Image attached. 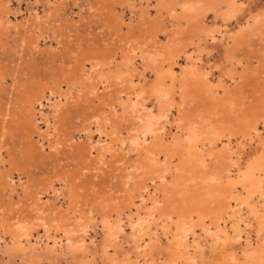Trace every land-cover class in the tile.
<instances>
[{
    "label": "bare ground",
    "instance_id": "bare-ground-1",
    "mask_svg": "<svg viewBox=\"0 0 264 264\" xmlns=\"http://www.w3.org/2000/svg\"><path fill=\"white\" fill-rule=\"evenodd\" d=\"M118 1L97 0L75 43L57 14L23 35L0 20L1 51L10 38L22 55L0 65V264H264V52L258 77L234 62L250 52V23L264 29V4L155 0L156 21L139 0L129 35ZM194 36L204 46L189 51ZM14 175L28 179L23 200Z\"/></svg>",
    "mask_w": 264,
    "mask_h": 264
},
{
    "label": "rangeland",
    "instance_id": "rangeland-1",
    "mask_svg": "<svg viewBox=\"0 0 264 264\" xmlns=\"http://www.w3.org/2000/svg\"><path fill=\"white\" fill-rule=\"evenodd\" d=\"M127 1H128L126 3L127 5H125V7H124L125 9L121 8V6H123L124 4L120 0L118 1V4L116 5V7H117L118 14L119 15H123L124 19H126V20H124L125 26L123 27V30L125 31V33H127L129 35H132L134 33V31H136V29H137V24L142 22V21H144V17L142 16V18H140V21H139L138 15L142 14V12H140V13L138 12L137 14L133 15L130 12V9H129V7L132 6V5H134L136 8L139 7V5H138L139 4V0H127ZM150 1H151L150 5H149L150 8L148 7V9H149L151 14H154L153 16H151V19L158 21V19H160V17L156 16L157 9H158L157 2H155V0L154 1L150 0ZM8 2L11 4V6H10V8H8L10 10V13H9V19L7 20L6 17H5V12L4 11L7 10L6 4ZM18 2L20 3L19 5H18ZM33 2H34V0H31V1L30 0H0V4H1L0 5V18L3 17L0 20L4 23L3 25L6 26V25L10 24V26H8L9 28H11L12 30H13V28L14 29H19L20 33H22V35H23V34H26V33H28L30 31L29 27H31V25L36 21L35 18L41 19V18H44L46 16H51L53 14L54 15L57 14V17H56V19L58 20L57 24H60V23L66 22V21L69 22V23L74 24V28H73L72 38L71 39L75 43L78 40H81V39L85 38L86 34H84V30H85L87 25L93 26L92 25V17H93L94 12H96L97 9H98L97 0H59L57 2V4L55 5V7L51 8V9H45V8L42 7L41 4H38V7H35V5L32 6ZM255 4H257L258 7H260L261 6L260 4H264V0H256ZM159 7H160V5H159ZM254 7L255 6H253V8ZM17 8H19V9L17 10ZM32 8H33V10H32ZM151 10H153V11H151ZM35 12L37 13V15H35ZM207 20H208V22L207 21L205 22V28H210V27L214 28L215 25L213 26V24L211 23L212 22V15L211 14L208 15V19ZM251 23H250L251 26H249L248 29H247L248 31H246V33L242 35L243 37L246 36L248 34V32H249V28H250V32L255 33L253 42L251 43V49H250V52H249L251 55H249V53H247V54L246 53H240V52H239V54L235 53V61L234 62H236V63L238 61L243 62L242 63L243 64L242 67L239 68L238 71H237L239 74L240 73H245V75H246L247 73L248 74L252 73L255 77H258L259 75H261L258 72V69L263 68V66H260V64L258 63L257 58H255L256 57L255 53L264 52V38H262L264 36V29L261 30L259 35H257L256 34L257 30H253L255 28V22L253 21ZM234 24L235 23H233L232 25L235 26L236 24L235 25ZM181 27H182L181 30H184L181 33H186V32H187L186 34H190V32L193 33L192 30L189 31V30H186V28H184V26H181ZM25 30H28V32H26ZM77 33H79V34H77ZM160 35H159V38L162 39V41H164L163 43H165L166 39L164 37V34H160ZM259 36H260V38H259ZM194 39L195 40H193L192 44H190L188 46L187 50L192 51V49L195 48V46H197L199 43L202 44V46H204V44H203V42L205 41L204 37H200L199 39H197V37L194 36ZM5 43L7 44V49L6 50L1 51V47H0V65L8 66L10 64L11 60H13V63L15 65L18 64L19 63V59H20L19 56H22V55H20L21 52H19L17 48L15 49L14 42L10 38H7L5 40ZM51 44L53 45L52 49H54L53 50L54 52L60 51L61 50L60 36L59 35L53 36L51 34L48 37V39L46 40V46H49ZM231 48L232 47L229 45L224 50H225L226 53H230V49ZM11 49H13V50L11 51ZM254 49L256 50L255 53H253L255 51ZM227 50H228V52H227ZM8 53H11V54H8ZM217 53L218 52H216V51L213 52L212 56L210 57L209 64L210 63H214L216 61V59H218L217 58V56H218ZM214 56H216V57H214ZM211 60H213V62ZM182 61L183 60L181 59L180 63H182ZM254 61H256V62H254ZM262 72H264V71H262ZM217 76H218V74H217V72H215L213 77H212L213 79L211 78L213 83H216ZM5 77L7 79L6 80L7 82L5 83V86L6 87H10L11 85H13L12 79L9 76H5ZM256 85L257 86H255V90H258V91L262 90L261 84H256ZM242 86H243V84L241 82L240 84H237L236 86L235 85L232 86L233 88L231 86H229L227 91L233 90V89H236V88L239 91H242L241 90ZM252 90L251 89L247 90L246 91V95L247 96L249 94L251 95L252 92H253ZM244 94L245 93H243V95ZM47 98L49 99V97H47ZM6 99H7V97H6ZM6 99L4 98L3 100L6 101ZM225 99H226V96L220 97V99L217 101V104H218L219 108L222 105L221 103L224 102L222 107H225V109H227L228 101H226ZM54 101L55 100H51V99H50V101H48V100L44 101V113L45 114L48 113L50 107H53V106L55 107L56 106L54 104ZM52 126H53V122H52ZM39 127H40V131L42 130L41 132H42V134L45 137L50 136L52 134V129L48 133L45 132L46 131V127L43 126V124H40ZM261 127L262 126L260 125L259 128H261ZM95 130L96 129L94 128L93 131H95ZM261 130H262V128H261ZM93 134H94L93 135L94 136L93 137V141H94L93 145H96L97 144L96 140H97L98 136L95 133H93ZM85 140L86 139L83 138V137L80 139V141H82V143H84ZM45 141H47V140H45ZM45 147H47V143H45ZM0 171H1V169H0ZM27 180L28 179L25 178L24 176L17 177L16 175H14L13 181L17 185V192H16L17 194L15 195V201L16 200L18 201V200L22 199V196H23V190L22 189L24 188L23 186H26V184L28 183ZM58 188H60V187L56 186V189H58ZM43 201L44 202L46 201L44 204H46L47 202L48 203H54V197L52 195H49L48 197H44ZM67 203L65 202L63 205L61 203H57V204L55 203V204H56V206L58 208H61L62 210H65V208H66L65 204H67ZM35 236L36 237L41 236V232H39V234L38 235L36 234ZM47 263H49V262L47 261Z\"/></svg>",
    "mask_w": 264,
    "mask_h": 264
}]
</instances>
